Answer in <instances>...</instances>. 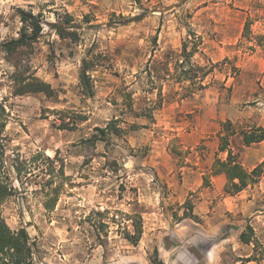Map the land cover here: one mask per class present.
<instances>
[{"label":"rangeland","instance_id":"obj_1","mask_svg":"<svg viewBox=\"0 0 264 264\" xmlns=\"http://www.w3.org/2000/svg\"><path fill=\"white\" fill-rule=\"evenodd\" d=\"M20 9L43 31L0 51L1 210L35 264H264V189L238 198L213 172L223 137L247 170L264 162L240 134L264 128V0H0V45ZM19 75L55 97L15 95Z\"/></svg>","mask_w":264,"mask_h":264},{"label":"trees","instance_id":"obj_2","mask_svg":"<svg viewBox=\"0 0 264 264\" xmlns=\"http://www.w3.org/2000/svg\"><path fill=\"white\" fill-rule=\"evenodd\" d=\"M21 17L22 28L20 36L5 41L0 45V51L6 54L7 59H12L16 55L24 54L31 45L38 41L42 34L43 27L39 16L32 12L19 10ZM249 29V24H246L245 31ZM62 30L60 35H62ZM200 43H196L188 57H193L198 52ZM186 50V47H184ZM90 70L86 63L80 73V83L83 85L84 92H89V78L87 72ZM15 95H25L30 93H44L49 98L55 97V90L49 83L42 81L37 77H24L19 75L16 77ZM8 113L3 103H0V157L5 154V138L3 136L4 129L7 123ZM102 133L105 129H99ZM235 134L232 132L230 135ZM243 143L250 146L255 143L264 141V128L257 127L249 131L241 133ZM220 152H227L225 160L217 158L213 167L214 174L224 173L227 178L225 192L230 195H236L248 186L259 183L264 172V162L252 170H247L238 160L237 155L232 151L229 145V138L223 137L221 140ZM9 177L7 172L0 171V264H35L33 243L31 237L25 228L19 230L12 229L1 210L2 204L14 193V188L8 182ZM189 203V202H188ZM188 203L187 206L189 205ZM192 218V217H191ZM135 231L133 234H128L127 239L133 244H138L143 234L142 217L138 216V220L134 225ZM249 231L242 232L240 239L245 244L257 243L254 237L252 227L248 226ZM159 264H164L159 261Z\"/></svg>","mask_w":264,"mask_h":264},{"label":"crops","instance_id":"obj_3","mask_svg":"<svg viewBox=\"0 0 264 264\" xmlns=\"http://www.w3.org/2000/svg\"><path fill=\"white\" fill-rule=\"evenodd\" d=\"M242 137V136H241ZM242 142H243V139H242ZM253 146H255L256 148H262L263 146H264V141L263 142H260V143H255V144H252ZM243 146L245 147V148H251V147H249V146H246L244 143H243ZM221 153H225L226 154V157H227V152H221ZM256 157H259V158H261L260 159V163H262L263 161H264V150L262 151V150H258V153H257V155H256ZM226 159V158H225ZM225 159H222V160H225ZM214 166V165H213ZM258 166V164L257 165H254L253 166V168L252 169H254L255 167H257ZM210 167H211V165H210ZM251 169V170H252ZM224 176L226 177V175L224 174V173H220V174H218L216 177H218V178H224ZM226 180H227V178H226ZM259 185H260V188H263L264 189V176H263V178H262V180L261 181H259ZM250 187H252V186H250ZM217 190H218V188H217ZM219 190H220V188H219ZM247 190H243L242 192H240L239 194H237L236 195V197H238V198H240V197H242V194L244 193V192H246ZM233 197V196H232Z\"/></svg>","mask_w":264,"mask_h":264}]
</instances>
